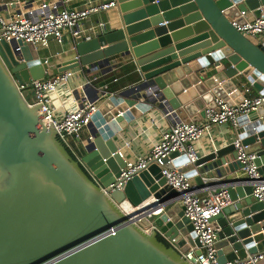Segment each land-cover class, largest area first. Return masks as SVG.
Returning a JSON list of instances; mask_svg holds the SVG:
<instances>
[{
	"label": "water",
	"instance_id": "95a60500",
	"mask_svg": "<svg viewBox=\"0 0 264 264\" xmlns=\"http://www.w3.org/2000/svg\"><path fill=\"white\" fill-rule=\"evenodd\" d=\"M112 1L111 13L56 64L59 73L84 76L73 93L79 102L98 103L87 137L77 138L79 157L43 120L40 105L27 104L30 91L17 88L48 72L41 47L0 38V264H190L181 253L200 254V244L162 170L176 167L191 185L209 186L240 168L230 143L193 162L177 152L152 158L121 177L127 160L114 139L153 108L178 121L208 122L205 109L217 98L237 103L245 87L264 95V39L232 25L241 11L261 16L264 0ZM121 64L127 78L113 93L90 77ZM241 118L249 124L239 136L264 180V102ZM219 184L233 202L211 219L218 263L264 254V203L249 178Z\"/></svg>",
	"mask_w": 264,
	"mask_h": 264
},
{
	"label": "built area",
	"instance_id": "2783aa9c",
	"mask_svg": "<svg viewBox=\"0 0 264 264\" xmlns=\"http://www.w3.org/2000/svg\"><path fill=\"white\" fill-rule=\"evenodd\" d=\"M19 0H14V3ZM24 1V0H23ZM13 2L7 3L11 4ZM114 5L112 0L90 2L84 8H61L58 2H43L37 7L27 8L12 17H7L0 12V38L7 42L23 40L40 47H48L50 39H53L61 48L63 47V35L66 30L72 31L78 36L77 27L81 20L90 13L106 10ZM232 25L248 37L264 35V12L259 17L246 18V12L241 11L239 18L232 20ZM67 73H60L51 78L33 79L27 82L17 83V88L22 94L30 91L24 97L30 106L40 105V113L45 116L43 120L52 124L58 137L67 145L69 150L77 156L72 145V139L78 138L80 132L90 122L91 116L98 108L97 102L83 101L64 113L61 118L54 116L50 103L45 93L56 89L64 82ZM264 102V95H248L235 103L223 98L215 99V108H206L205 114L209 123L222 124L229 122L237 129L240 118L250 111L257 109ZM205 128L196 121H175L169 128L161 133L159 140L152 146L146 156L137 157L126 162V168L122 169L121 177H126L134 171L144 168L152 158L169 157L171 153L186 154L190 162L198 158L195 142L201 137ZM242 138L238 135L232 141L236 151V160L240 163V169L252 183V195L264 203V180L260 178L258 166L255 163L256 154L247 152L242 144ZM79 157V155L77 156ZM170 162V161H169ZM162 174L166 182L179 192V203L184 207V214L193 226L196 238L200 244V254H196L193 248L182 252V256L190 264H219L214 246L217 240L216 229L212 226V217L218 215L224 207L233 201L227 188H220L215 192L201 195L195 185H191L189 178L179 172L176 167L165 168ZM173 245V240L165 238ZM264 259L263 253L249 256L246 260H232L224 264H258Z\"/></svg>",
	"mask_w": 264,
	"mask_h": 264
},
{
	"label": "crops",
	"instance_id": "0c3cea01",
	"mask_svg": "<svg viewBox=\"0 0 264 264\" xmlns=\"http://www.w3.org/2000/svg\"><path fill=\"white\" fill-rule=\"evenodd\" d=\"M100 1L106 0H19V2L16 1V3H14V0H0V3L5 5L13 2L8 4L7 9H3L1 11V14H4L7 17H12L16 13L24 12L26 7H37L43 2H58L59 7L61 8L80 9L86 7L90 2L98 3ZM111 11L112 9L109 8L99 12L90 13L85 19L80 21L77 27L79 35H83V33L90 31L93 27L99 24L102 19L108 15V13H111ZM254 17L255 16L252 12H246L247 19H252ZM78 36L73 35L71 29L66 30L63 35L62 48L53 39H50L48 47H41L42 55L50 62V68L48 72H46L44 78H51L60 74L56 70V64L64 61L66 57H68V55H65L64 53L72 46L73 40ZM250 38L255 42H259L264 39L263 35ZM126 71V66L121 64L116 66L112 71L107 73L97 71L96 73L90 74V77H98L97 79L100 81L102 80L101 83L107 85L110 88V92L113 93L119 89V87H115V84H117L120 80H126L127 75L124 74ZM63 73H67L66 80L60 83L56 89L45 93V96L51 105L52 112L57 118H61L64 113L77 106L79 100L76 99L73 93L75 89L79 88V85L84 82V76L81 75L78 69L67 70ZM242 93H246L248 95L257 94V92L252 90L250 87L243 88ZM175 121L178 120L168 118L167 115L163 114L158 109L153 108L152 110L135 117L133 121L128 123L127 127L117 134L118 138L114 139V142H116L118 145V151L126 160H135L137 157L148 155L152 146L159 140L161 133L167 130ZM196 122L200 123L205 128L201 137L195 142V148L198 156L208 153L213 148L224 147L225 145L232 143L234 138L239 135L238 131L249 124V120L247 118H241L237 129L229 122L222 124H213L205 120H199ZM87 134V127H84L80 132L79 139L81 140L87 137ZM72 145L77 156H80L82 154V148L77 138L72 139ZM229 176H236L243 179L245 178V174L239 167L233 169V171H228L225 177ZM225 177L220 179L212 178V180H210L212 185L209 186L198 184L194 185L198 188L201 195H205L209 192H215L220 189L222 184H219V182L222 179H225ZM242 183L246 184V181H243ZM258 264H263V261L261 260Z\"/></svg>",
	"mask_w": 264,
	"mask_h": 264
},
{
	"label": "trees",
	"instance_id": "16d2710c",
	"mask_svg": "<svg viewBox=\"0 0 264 264\" xmlns=\"http://www.w3.org/2000/svg\"><path fill=\"white\" fill-rule=\"evenodd\" d=\"M253 95H255V94H253Z\"/></svg>",
	"mask_w": 264,
	"mask_h": 264
}]
</instances>
